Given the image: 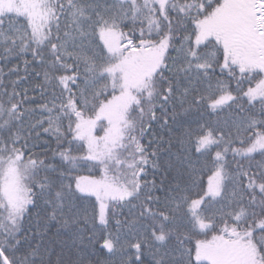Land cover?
I'll list each match as a JSON object with an SVG mask.
<instances>
[{
    "label": "snow or ice",
    "instance_id": "6c2138e0",
    "mask_svg": "<svg viewBox=\"0 0 264 264\" xmlns=\"http://www.w3.org/2000/svg\"><path fill=\"white\" fill-rule=\"evenodd\" d=\"M13 57L48 95L0 67V264H264V0H0Z\"/></svg>",
    "mask_w": 264,
    "mask_h": 264
},
{
    "label": "trees",
    "instance_id": "16d2710c",
    "mask_svg": "<svg viewBox=\"0 0 264 264\" xmlns=\"http://www.w3.org/2000/svg\"><path fill=\"white\" fill-rule=\"evenodd\" d=\"M126 25H121L122 30L128 34L129 36H138L139 35V30L137 29L135 31V33H133L132 30V26L130 22H125ZM138 43V41H137ZM30 59V57H29ZM12 64L14 65H19V70L18 72H12L9 73L8 72V66L5 65V62L0 61V67L4 68V72L7 73V75H5L3 77V79L7 82V80L9 79V76L11 77V79L13 80H19V84H18V90H23V89H27L29 92V95L35 96L37 99H40L42 102L44 100H46L47 98V93L45 94V97H40L39 93L40 90L38 88H36V84L37 83H41L43 80V76L41 75H37L36 73L41 72V69L39 67H34V65L29 64L28 66V71H25V64H24V60L22 58H18V57H13L12 58ZM11 66V65H9ZM27 77V79H23V77ZM221 79H225V77H221ZM250 85H248L247 82H245L242 87L245 88V90L247 89V87H249ZM251 86H255L254 84H252ZM11 87V86H9ZM235 88H236V84L235 81L231 82V89L233 90V93L235 94ZM32 107L36 108V105L33 104ZM245 107H247V105H245ZM40 110L37 108V114H39ZM239 112V109L236 107H233L231 110L226 109L223 113H221L220 116H216L214 113H211L209 110L204 109L203 111V115L199 114V113H193L190 117H188L189 121L192 124V127L195 128L197 127L198 123H204L206 120H212L215 121L217 119L219 120H223V119H227L231 116H236L237 113ZM46 115V114H45ZM35 118V117H34ZM159 131V130H157ZM97 132H100V129H97ZM165 135H167V133H165ZM35 139V137L33 138ZM47 141L48 144H50L51 149L55 150L57 147V144L55 142V138L50 136L48 133H44L43 131H41L40 134V147L37 149V152L40 154H43L44 152V147H43V143ZM142 143H146L145 141H142ZM147 146V145H146ZM239 146V145H237ZM173 151H175V149H173ZM49 158H51V153L49 152ZM162 155H167L162 154ZM214 155V154H213ZM173 160L175 159V157H172ZM59 159V157H57V160ZM229 161L231 162V156L229 155ZM210 167V165H209ZM230 167L231 169H235L236 165L234 163H230ZM76 172H73L69 177L68 180H73L76 176ZM78 174L79 175H84V176H91L92 178H96L99 179L100 175H102V172H100L98 169H91L89 170L88 168H80L78 170ZM171 175H169V179H171ZM210 172L208 170V168H205L203 173H202V179L200 181L201 184L204 185V187L206 188L207 186V182H208V178H209ZM157 179L159 180V177H157ZM74 187V184H73ZM90 201L94 202L95 201V197H91L89 198ZM89 207H91V205H89ZM97 211H98V204H97ZM118 215L120 216V218L124 219L127 217L128 212L125 209L123 213H118ZM114 224V221L112 222ZM84 227H86L89 230V234H91V225H84ZM99 224L97 221V228H99ZM53 232H55V229L52 230ZM59 239L65 240L67 241V246H66V253L67 256H71L73 259L76 257V250L73 249L71 247V237L67 234H62L61 237H59ZM195 240L193 239V244H194ZM101 243H93V246L84 249L83 251V255H85L87 257V259L89 260L90 264H95V262H99V264H109V255L106 253V251L101 249ZM175 241H173L172 246H175ZM129 251H134V250H129ZM146 261V264H154V262L152 261V257L147 253V251H145V256L143 257ZM114 259L113 258V264H114Z\"/></svg>",
    "mask_w": 264,
    "mask_h": 264
}]
</instances>
